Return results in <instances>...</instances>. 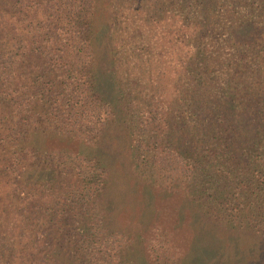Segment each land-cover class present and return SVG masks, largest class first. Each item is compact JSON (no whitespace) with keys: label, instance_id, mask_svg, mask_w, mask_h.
I'll return each instance as SVG.
<instances>
[{"label":"trees","instance_id":"obj_1","mask_svg":"<svg viewBox=\"0 0 264 264\" xmlns=\"http://www.w3.org/2000/svg\"><path fill=\"white\" fill-rule=\"evenodd\" d=\"M49 224L39 264H264V0H0V264Z\"/></svg>","mask_w":264,"mask_h":264},{"label":"rangeland","instance_id":"obj_2","mask_svg":"<svg viewBox=\"0 0 264 264\" xmlns=\"http://www.w3.org/2000/svg\"><path fill=\"white\" fill-rule=\"evenodd\" d=\"M28 116L26 115V116H24V118L22 117L21 119H19V118L17 119L16 122L18 123L19 127L24 129L23 126L29 125L28 121H32L33 123L37 122V120H35L34 116H31L34 119H30V118H28ZM35 125L45 127L47 124L46 123L41 124L40 122H38ZM12 132L17 134L18 130H17L16 126H15L14 130L12 129ZM43 133H46V132L44 131ZM35 134H38V133H35ZM55 136H58L61 139L55 141V139H52ZM68 136H69V133H57V134L56 133H46L45 135L42 134L41 136H37L36 138H37V140H41V143L39 142L40 145L49 151L55 150V151L63 152L64 154L68 153L70 148H68L69 146H66L64 144V141H67L68 143L75 144V146H79L80 148H83L81 142L77 140V137L75 135H72V137H68ZM104 146L106 147L108 152L111 153L113 151V148L116 145L108 146V144H104ZM75 149H76V147H75ZM124 187H126V186H124ZM126 193L128 194L129 192L127 191ZM129 198H132V197L127 195L126 201ZM134 199L135 198H132L130 200V202H127L123 206V208L119 211V214L115 216L116 217L115 218V225H120V227L115 228V230L112 231L113 232L112 234L116 237V239L122 240L120 242L122 244H125V245H127L129 242H132L133 236H135L138 232L142 231V230H139L141 227V224H138V219L140 218L139 215L141 213V207L142 206L138 205L137 203H134ZM164 208L165 207H159V209H161V211H164ZM160 217H161L162 222L159 221V222H157V224H158L159 229L162 230L163 228H165V223H166L167 218H166V215L160 216ZM66 222L72 223V221H70V219H67ZM162 223H164V226ZM145 226H146V224H145ZM63 228H64V226H63ZM44 234H45L44 236L37 235V238H39V240L34 244V246L32 247L29 245L28 249L26 248L25 251H23L24 257H22V255H21L22 254L21 253L22 244L18 243V242H20V240H17L16 241V248H15L16 250H14V254L10 258V260L13 261L14 264H17V263L22 262L23 260L25 261V260L29 259L31 261V263L39 264L40 262L43 261V258H44L43 252L51 253V249H53V253H56L58 255L57 252L60 250L64 251L65 253H67L69 251L67 244L62 239V234L55 232L54 228H52L51 224L48 225V231H46V233H44ZM11 235L12 234L7 235V238H9ZM111 241L114 242V240H111ZM111 241H110V243H112ZM60 245H62V246H60ZM43 249H44V251H43ZM26 254H28V256H26ZM59 256H62V254H59ZM46 264H50V261H47Z\"/></svg>","mask_w":264,"mask_h":264}]
</instances>
